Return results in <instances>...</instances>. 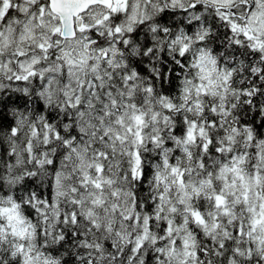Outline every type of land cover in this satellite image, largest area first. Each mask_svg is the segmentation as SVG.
<instances>
[{"label":"snow or ice","instance_id":"1","mask_svg":"<svg viewBox=\"0 0 264 264\" xmlns=\"http://www.w3.org/2000/svg\"><path fill=\"white\" fill-rule=\"evenodd\" d=\"M0 264H264V0H0Z\"/></svg>","mask_w":264,"mask_h":264}]
</instances>
